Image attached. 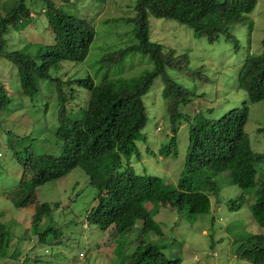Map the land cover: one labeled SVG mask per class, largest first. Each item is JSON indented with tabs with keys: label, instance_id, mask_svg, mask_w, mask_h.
<instances>
[{
	"label": "trees",
	"instance_id": "trees-1",
	"mask_svg": "<svg viewBox=\"0 0 264 264\" xmlns=\"http://www.w3.org/2000/svg\"><path fill=\"white\" fill-rule=\"evenodd\" d=\"M38 1L42 3L41 13L47 17L48 26L44 29L50 28L53 41L31 43L34 48L29 44L18 50L5 48L4 34L10 27L24 30L37 22L39 14L31 5ZM58 1L65 0H6L0 7V57L17 67L23 96L34 95L39 89V80L53 83L59 118L54 135L62 147L59 156L44 151L29 153L27 148L16 152L20 173L12 198L15 207H28L31 211L30 228L24 226L17 233L13 228L16 223L2 221L3 212L0 213V259L7 262L12 258L19 264L30 260L27 241L31 234L37 243L49 246L50 250L59 246L56 239L61 230L56 227V209L53 208L58 204L37 201L32 191L46 182L58 180L76 167L85 172L94 189L84 220L94 231L92 234L99 237L112 227L117 234L116 250H120V254L128 239L125 234L137 220L144 222L143 235L150 230L161 234L151 218V209L170 207L194 214L209 213L210 197L219 191L216 177L229 169L237 186L254 188L258 198L250 205V210L254 220L264 226V179L257 176V165L264 161V151L252 150L244 130L248 114L246 103L229 109L218 118L187 107L192 102V93L170 77L168 68L192 76L202 75L201 69L189 70L182 54L151 41L148 30V15L153 14L184 23L210 42L221 35L234 40L230 32L233 25L247 24L249 30L252 28L247 15L257 0H136L135 14L122 17L133 25L136 42L103 53L94 74L65 79L52 74V70L62 68L63 62H83L96 31L86 18L61 10ZM139 54L148 56L152 62L150 69L128 76H111L109 71L127 56ZM101 68H105L104 71ZM157 77L163 83L161 94L167 101L166 112L172 131L167 145L160 147L158 153L170 155L181 122L187 119L192 122L183 170L176 184H167L158 176L136 174L130 165L132 155L139 153L136 141L144 138L142 131L149 118L143 97ZM238 85L247 92L250 101L264 100V49L260 54L246 57L238 73ZM78 88L85 89L88 94L79 97ZM8 101L5 86L0 81V110ZM72 105L78 109H74L77 112L71 116L68 107ZM181 106L187 107L186 113L181 111ZM238 206L231 203V208ZM81 234L72 237L76 239ZM234 243L239 244L235 252L237 258L250 264H264L261 240L253 241L249 237ZM13 254L15 257H11ZM125 257L127 264H181L180 257L168 258L163 250L145 238L135 243V248ZM44 260L39 258L37 264ZM48 264H55V261L49 260Z\"/></svg>",
	"mask_w": 264,
	"mask_h": 264
},
{
	"label": "rangeland",
	"instance_id": "rangeland-1",
	"mask_svg": "<svg viewBox=\"0 0 264 264\" xmlns=\"http://www.w3.org/2000/svg\"><path fill=\"white\" fill-rule=\"evenodd\" d=\"M6 0H0V7ZM136 0H65L57 6L66 13L79 14L95 27V38L89 54L83 62H63L57 71L65 79L92 75L99 66L103 53L136 42L133 25L122 17L135 14ZM34 2L36 23L24 30L10 27L4 34L5 48L22 49L31 43L44 44L53 41L45 13H41L42 3ZM34 14V13H33ZM247 24H236L230 28L234 40L221 35L210 42L196 34L193 29L176 20L148 15L149 39L164 48L175 50L183 55V62L189 70L201 69L202 75H188L185 71L168 68L170 77L187 88L192 102L187 106L199 110L211 118H218L233 107L246 103L248 114L244 130L248 134L250 146L255 152L264 151V100L252 102L247 92L238 85V73L246 57L260 54L264 45V0H257L254 9L247 15ZM32 46V45H31ZM34 48V46H32ZM152 62L148 56H127L120 65L109 72L112 77L135 74L150 69ZM104 71L105 68H101ZM100 76L101 74L98 73ZM98 77V76H97ZM0 81L9 96L8 103L0 110V213L2 221H13L15 230L20 232L24 226L30 227L31 211L28 207H15L12 191L20 173L19 159L16 152L27 148L29 153L43 151L59 156L62 147L55 131L59 125L57 93L52 82L38 81V91L32 96L20 94L17 67L11 61L0 57ZM163 83L157 77L143 100L149 116L142 133L144 138L136 141L139 153L133 154L130 165L136 174H148L162 178L167 184H176L181 176L189 139L191 120H183L176 134V145L168 156L158 153L166 146L171 135L167 115V101L162 96ZM79 97L88 92L78 88ZM187 107L181 106L186 113ZM69 111L76 113L78 107L72 105ZM139 158V159H138ZM257 176L264 179V161L257 165ZM231 169L216 177L219 191L212 195L211 209L207 214H194L187 210L162 207L151 209L155 220L160 224L163 234L147 233L143 238L163 250L168 258H181V264H250L236 256L235 240L251 237L264 244V226L253 218L250 205L258 198L254 188H241L233 180ZM35 199L48 202L56 209V227L61 230L57 236L59 246L53 251L41 246L35 240V246L29 251L30 260L24 264H127L125 254L135 248L141 238L137 231L128 234L123 254L116 250L113 259L102 255L95 246L94 231L84 221L85 211L90 207L94 189L88 184L85 172L76 167L62 178L46 182L32 191ZM231 203L239 205L231 208ZM151 206V205H150ZM55 213V211H54ZM53 213V214H54ZM52 219V218H51ZM51 219L48 220L49 224ZM83 222V224H82ZM88 227V228H87ZM84 229V230H83ZM30 232V230H29ZM82 233V234H81ZM81 234L79 238L72 236ZM116 233L113 228L105 231L100 248L109 249L114 244ZM244 243V242H243ZM45 248V249H44ZM24 250V249H23ZM83 251L84 254H80ZM24 254V251H21ZM13 254L11 257H15ZM25 261V260H24ZM0 264H19L18 260L0 259Z\"/></svg>",
	"mask_w": 264,
	"mask_h": 264
},
{
	"label": "clouds",
	"instance_id": "clouds-1",
	"mask_svg": "<svg viewBox=\"0 0 264 264\" xmlns=\"http://www.w3.org/2000/svg\"><path fill=\"white\" fill-rule=\"evenodd\" d=\"M168 123H169V121H168ZM182 123V122H181ZM181 125V124H180ZM179 125V126H180ZM169 126H170V124H169ZM170 131H171V129H170ZM177 134V133H176ZM172 136V131H171V135H170V137ZM170 139V138H169ZM62 178V177H61ZM60 179V178H59ZM88 179V178H87ZM88 184H89V179H88ZM220 185V184H219ZM160 208H162V207H160ZM29 209V208H28ZM150 215H151V218H152V220L155 222V224L156 225H158L157 227H159L160 229H161V234L159 235V236H161L162 234H163V231H162V228L160 227V224L154 219L155 218V215H152L151 213H150ZM154 217V218H153ZM85 221V220H84ZM86 222V221H85ZM87 223V222H86ZM143 223L144 222H142V220H137L135 223H134V226L130 229V231L128 232V233H126L125 235L127 236L128 234H130V233H132V232H135V231H137V233H138V236H140V229H141V236L144 234L143 233ZM82 224H83V222H82ZM88 224V223H87ZM30 225V224H29ZM41 226H42V223H41ZM29 227V226H28ZM23 228H25V227H23ZM30 228V227H29ZM88 228V227H87ZM149 232H153L154 234H156L155 233V231L154 230H150V231H147L146 232V234L147 233H149ZM104 234H105V232H104ZM104 234L101 236V237H99L98 235H95V246L100 250V252L102 253V255H104V256H108V259H113L114 258V253H115V251H116V247H117V243H118V239H117V234H116V237H115V239H114V244L111 246V248H109V249H104V248H100L99 246L102 244V241L100 242V240H101V238L104 236ZM145 234V235H146ZM145 235H143L140 239H142ZM156 235H158V234H156ZM35 238H33V237H31L30 238V240L29 241H27V244L29 245V247L28 248H33L34 246H35V244L36 243H31V241L32 240H34ZM139 239V240H140ZM36 240V239H35ZM39 244V243H38ZM41 246H46V249L48 250V248L47 247H49V246H47V245H45V244H41ZM50 248V247H49ZM45 249V248H44ZM51 251H53L52 249H51ZM81 255L82 254H84L83 253V251H81V253H80ZM36 264V263H35Z\"/></svg>",
	"mask_w": 264,
	"mask_h": 264
}]
</instances>
